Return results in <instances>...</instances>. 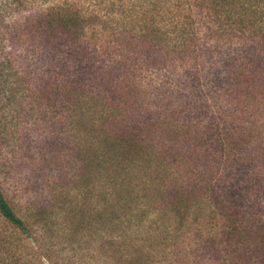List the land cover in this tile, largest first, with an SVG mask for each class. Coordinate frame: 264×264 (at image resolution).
I'll use <instances>...</instances> for the list:
<instances>
[{"label": "rangeland", "instance_id": "rangeland-1", "mask_svg": "<svg viewBox=\"0 0 264 264\" xmlns=\"http://www.w3.org/2000/svg\"><path fill=\"white\" fill-rule=\"evenodd\" d=\"M75 1L84 10L97 11L85 18V22L93 23H86L84 32L75 39L61 31L47 39L39 27L48 8L60 0H36L8 18L10 29L0 36V54L9 60L0 70V185L20 214L28 216L43 209L48 222L43 240L36 242L43 258L35 255V247L29 245L31 237L11 228L0 230V244H18L16 249L23 250L25 264H102L100 244L104 235L120 236L121 250L132 254V197L136 202L147 201L148 208L154 209L161 206L160 200L168 193L156 188L162 180L173 186L187 182L193 189V184L184 179L188 173L196 176L200 167L196 156L200 144L195 136L210 122V111L202 109L213 103L210 94L215 85L209 82L210 74L223 69L227 52L233 53L236 47L244 54L249 52L255 45L252 32L264 33V0H232L229 8L244 11V24L232 28L230 22L226 23L225 33L217 29L209 13L197 7V51L185 59L165 49L149 50L147 44L136 39L133 42L132 0ZM239 28L246 34L235 33ZM91 29L105 31L93 37ZM51 43L60 45L52 48ZM68 47L80 55L75 57L72 51L65 57ZM87 54L96 61L90 67L82 59ZM75 62L78 65H73ZM193 73L196 76L191 79ZM132 74L140 91L132 90ZM194 80L199 89L192 84ZM79 90L81 97L73 112L75 99L71 96ZM141 92L148 98L144 108L137 102ZM206 98L207 104L202 101ZM227 99H219L225 110L230 104ZM258 102L260 105L248 107V112H253L245 117L226 121L231 151L241 146L237 139H244L250 126H264V95ZM116 121L121 125H114ZM123 124L130 130L124 132L131 136L132 127L150 130L148 134L155 142L133 161L132 153L115 156L109 152L104 141L111 129H124ZM255 138L242 147L244 156L264 146V141L260 144ZM127 144L120 151L128 149V153ZM158 147L171 153L170 157L162 160L152 153ZM231 156L227 162L233 170L240 161L232 160L237 158L236 150ZM231 174L224 178L231 180ZM118 194L119 203L129 205L117 212L122 223H104L99 213L104 200L109 204L111 196ZM259 203L256 209L264 212V196ZM199 205L181 221L170 210H165L166 216L162 211L153 213L152 217H165L174 227L182 228V232L171 234L166 246L156 247L154 254L158 252L162 264H167L169 258L175 264H198L185 257L182 249L192 242L188 236L198 227L195 219L204 223L212 215L202 203ZM199 212L206 217L199 216ZM139 223L136 220L135 226ZM202 254V261L207 263L199 264H213L209 250Z\"/></svg>", "mask_w": 264, "mask_h": 264}, {"label": "trees", "instance_id": "trees-1", "mask_svg": "<svg viewBox=\"0 0 264 264\" xmlns=\"http://www.w3.org/2000/svg\"><path fill=\"white\" fill-rule=\"evenodd\" d=\"M35 1L0 0V36L5 35L10 29L8 18L16 12L34 5ZM230 2L233 1L132 0V13L130 15L132 17L133 42L136 39L142 44H147L149 50L165 49L181 55L185 59L191 58L188 55H193V52L196 54L199 38L195 26L196 8L202 7L209 13L217 22V29L224 30L223 33H225L226 23L230 22L232 28L244 24V11L240 12L236 8H229ZM210 9L212 12H209ZM47 12L44 23L38 22L47 39L55 37L60 31L65 33L67 38L75 39L84 32L85 27H87L86 23L89 26L93 23L90 20L85 22L87 20L85 18H90L97 11L93 9L84 10L75 0H60L48 8ZM105 15H103L104 18ZM96 16L102 18V15ZM237 17L239 21H237ZM91 31L94 32L93 37H98L105 30L91 29ZM235 33L246 34L241 28L237 29ZM250 36L255 39L252 40L255 45L249 52L245 51L244 54V52L239 51V47H236L233 53L227 52L226 57L222 60L226 62V65L222 67L223 69L217 68L215 71L212 70L210 74L209 82L215 85L213 94H210L213 103L208 106V98L202 99L207 104V107L202 109L209 110L211 113L210 122L204 130L195 136V141L200 144L199 152L196 154L200 160V167H198L199 171L196 176H190L188 173L184 179L193 184V189L187 182L180 186H173L162 180L156 185V188L158 186V190L165 189L168 193L166 197L160 200L161 206L154 209L148 208L149 203L147 201L138 199L136 202V197H132V254L130 251L123 253L119 242L120 236L104 235L100 244L102 264H162L163 260L157 256L158 252L154 254L156 247L159 245L166 246L167 239L171 234L178 233V231L182 232V228L174 227L173 223L165 217H152L153 213L162 211L165 214L163 216H166L165 210H170L175 216L181 217V221L187 217L186 213L189 210L199 207L201 203L204 205V209H209L212 215L207 216L208 219L204 223H200L198 217L195 219L198 227L189 231L188 239H191L192 242H189L182 249L185 257L198 264L200 261L207 263L206 260L202 261V252L209 250L211 253L209 259L213 260V264H264V212L256 209L257 206L260 207L259 199L264 196V146L259 145L256 151L247 156H244L245 152L242 150L243 146L247 147L249 143L253 142V137H256L255 140L260 144L264 141V126L255 127V129L250 126L246 137L242 140L237 139V145L241 146L236 149L233 148L236 150L237 158L232 159L235 162L240 161L235 167L236 169H230L227 162L231 159L233 151L230 147V131L227 129V122L229 120L233 122L243 115L245 117L246 114L253 112V110L248 112V107L258 105V100L264 95V33L255 31ZM58 45L60 44L51 43L50 47L54 48ZM65 45L67 46L66 43ZM135 47L133 45L132 50ZM68 49L65 52V57L68 52L75 51L72 47H68ZM258 52L259 54H257ZM73 53L75 57L80 55L77 50ZM82 59L88 66H92L93 62H96L88 54L87 56L82 55ZM7 62H9L8 57L0 54V70ZM73 65H78V62L73 63ZM191 66L197 68L199 65L193 64ZM134 68L132 66V69ZM194 76L196 73H193L190 78L193 79ZM183 79L186 84L185 77ZM183 79L179 80L183 82ZM134 80L136 77L132 74V90L138 89L140 91V87L136 85ZM192 84L199 89L195 80ZM197 88L196 94L200 92H197ZM141 94H139L141 100L137 102L140 108H144L148 98L144 97L142 92ZM185 94L186 98H189V94L187 95L186 92ZM223 96L228 98L227 101L230 102L227 110L220 107L219 99ZM71 97L75 99L73 111L75 112L81 97L80 90ZM255 110H259V108ZM72 117H74L72 122L75 123L74 114ZM114 125L120 126L121 124L116 121ZM161 125L172 127V124ZM123 127L124 129L110 128L111 131L104 139L110 147L108 148L109 152L114 153L115 156L117 154L126 156L132 153L133 161L136 155L143 154L147 148H152L153 143L155 144L153 137L149 135L150 130L144 129V127L143 129L132 127L131 136V134L124 132V130L130 131L128 127L124 124ZM253 131H255L254 134H252ZM122 142L130 145L128 153H126L128 149L123 152L120 151L121 148L124 150V143ZM152 150V153L162 160H166L171 154L159 147ZM228 173H232L231 180L224 178ZM111 197L113 201L108 204V200L105 199L103 210L99 213L102 215L104 223L120 224L123 219L121 214L117 212L129 205L119 203L121 200L119 194ZM134 200L135 202H133ZM199 213V216L203 214V217H206L204 212ZM46 214L45 210L38 208L28 216H23L17 211L0 185V230L11 228L13 231L31 237L28 243L35 247V255L39 258H43L44 255L41 249L36 246V242L43 240L42 232L48 226ZM136 220L140 221L137 227L135 226ZM184 225L183 221L181 226ZM105 244L109 245L107 246L109 250ZM17 245L2 246L0 244V264H25V260L21 257L24 252L22 253L23 250L17 251ZM174 255L176 256L177 252ZM169 259L167 264H175V260Z\"/></svg>", "mask_w": 264, "mask_h": 264}]
</instances>
